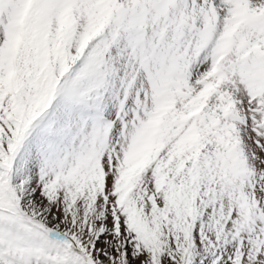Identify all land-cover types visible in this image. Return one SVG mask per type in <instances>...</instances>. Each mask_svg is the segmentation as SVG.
I'll list each match as a JSON object with an SVG mask.
<instances>
[{"label": "snow or ice", "instance_id": "obj_1", "mask_svg": "<svg viewBox=\"0 0 264 264\" xmlns=\"http://www.w3.org/2000/svg\"><path fill=\"white\" fill-rule=\"evenodd\" d=\"M0 264H264V0H0Z\"/></svg>", "mask_w": 264, "mask_h": 264}]
</instances>
